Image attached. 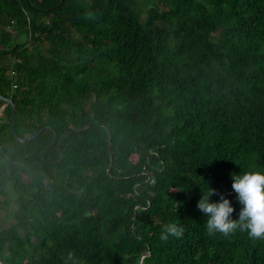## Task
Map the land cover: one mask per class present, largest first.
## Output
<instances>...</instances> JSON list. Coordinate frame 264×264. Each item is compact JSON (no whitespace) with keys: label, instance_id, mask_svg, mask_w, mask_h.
<instances>
[{"label":"trees","instance_id":"trees-1","mask_svg":"<svg viewBox=\"0 0 264 264\" xmlns=\"http://www.w3.org/2000/svg\"><path fill=\"white\" fill-rule=\"evenodd\" d=\"M0 94L64 134L0 100V264H264L197 209L264 172V0H0Z\"/></svg>","mask_w":264,"mask_h":264},{"label":"clouds","instance_id":"clouds-1","mask_svg":"<svg viewBox=\"0 0 264 264\" xmlns=\"http://www.w3.org/2000/svg\"><path fill=\"white\" fill-rule=\"evenodd\" d=\"M91 12L85 14V19H92ZM232 189L237 194V200L241 205L238 218H233L236 211L230 199L217 189L209 188L202 192V198L197 203V209L206 217L205 228L209 236L221 233L230 237L237 231L246 232L253 240H264V172L247 171L239 175L232 174ZM219 195L218 202L211 197ZM184 229L176 223L163 226L160 240L168 241L170 236L181 238ZM64 264H77L74 251H67L60 257Z\"/></svg>","mask_w":264,"mask_h":264},{"label":"water","instance_id":"water-1","mask_svg":"<svg viewBox=\"0 0 264 264\" xmlns=\"http://www.w3.org/2000/svg\"><path fill=\"white\" fill-rule=\"evenodd\" d=\"M0 100H2L5 103H8L10 105L9 127H10L11 134L13 135V137L17 141H19V142L28 141V140L36 137L41 131H43L44 128H48V129H50V130L53 131V138H52L51 142L43 150L40 151V154H39L40 155V158L42 157L43 152L45 150L49 149L50 147H52L55 143H57V149L59 150V146H60V143H61V140H62V137L64 136V134L61 135L60 137H58L57 131L52 126H50V125H46L44 127H41L38 130H36L35 132H33L32 134H29L27 136H24V137L17 136L16 133H15V129H14L15 105L10 100L9 97H5L2 94H0ZM109 145H110V143H109ZM59 158H61V155L59 156ZM111 161H112V154L110 152V163L108 165L107 172H109V168H110V165H111Z\"/></svg>","mask_w":264,"mask_h":264},{"label":"built area","instance_id":"built-area-1","mask_svg":"<svg viewBox=\"0 0 264 264\" xmlns=\"http://www.w3.org/2000/svg\"><path fill=\"white\" fill-rule=\"evenodd\" d=\"M1 118H2V112L0 111V121H1Z\"/></svg>","mask_w":264,"mask_h":264}]
</instances>
